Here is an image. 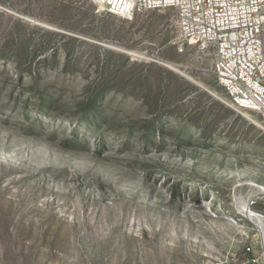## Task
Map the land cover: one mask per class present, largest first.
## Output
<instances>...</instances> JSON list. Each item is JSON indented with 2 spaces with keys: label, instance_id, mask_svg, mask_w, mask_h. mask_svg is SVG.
<instances>
[{
  "label": "rangeland",
  "instance_id": "1",
  "mask_svg": "<svg viewBox=\"0 0 264 264\" xmlns=\"http://www.w3.org/2000/svg\"><path fill=\"white\" fill-rule=\"evenodd\" d=\"M210 65L171 8L0 0V264H264V118Z\"/></svg>",
  "mask_w": 264,
  "mask_h": 264
},
{
  "label": "built area",
  "instance_id": "2",
  "mask_svg": "<svg viewBox=\"0 0 264 264\" xmlns=\"http://www.w3.org/2000/svg\"><path fill=\"white\" fill-rule=\"evenodd\" d=\"M89 1L123 19L173 9L178 37L209 56L210 72L228 96L227 104L264 118V0Z\"/></svg>",
  "mask_w": 264,
  "mask_h": 264
},
{
  "label": "trees",
  "instance_id": "3",
  "mask_svg": "<svg viewBox=\"0 0 264 264\" xmlns=\"http://www.w3.org/2000/svg\"><path fill=\"white\" fill-rule=\"evenodd\" d=\"M110 87L107 85V83L103 81H99L93 86V92L90 95L89 99L86 100L83 108L82 113L84 114V121L90 120L91 122H98L100 119H102V114L99 113L100 109H102L101 103H102V96L107 92V90ZM39 94H42V96H45L46 90L45 88H39L37 89ZM44 98V97H43ZM53 102V98H49L47 101H40L41 103H38L40 106H46V104H50V102ZM47 102V103H46ZM100 107H99V106ZM45 109V108H44ZM47 111V109H45Z\"/></svg>",
  "mask_w": 264,
  "mask_h": 264
},
{
  "label": "bare ground",
  "instance_id": "4",
  "mask_svg": "<svg viewBox=\"0 0 264 264\" xmlns=\"http://www.w3.org/2000/svg\"><path fill=\"white\" fill-rule=\"evenodd\" d=\"M38 23V22H37ZM41 23V22H40ZM39 23V24H40ZM43 25H45V24H43ZM46 26V25H45ZM50 27L49 28H51V29H53V28H56V27H54V26H52V25H49ZM47 27H48V25H47ZM126 50V49H125ZM127 52H131V53H133V54H135L134 53V51H132V50H126ZM138 54V53H137ZM142 56V55H141ZM138 58V57H137ZM142 58V57H141ZM167 66H169L171 69H174L175 71H177L178 73L181 71L179 68H177L176 66H174V65H172V64H170V63H165ZM198 83H200V82H198ZM201 84V83H200ZM243 210L245 211L244 213H246L247 215H248V217L249 218H251L252 220H254L256 223H257V225H259V224H261V222L263 221V219H262V217L258 214V213H255L254 211H252L251 210V208L249 207V206H245L244 205V208H243Z\"/></svg>",
  "mask_w": 264,
  "mask_h": 264
},
{
  "label": "water",
  "instance_id": "5",
  "mask_svg": "<svg viewBox=\"0 0 264 264\" xmlns=\"http://www.w3.org/2000/svg\"><path fill=\"white\" fill-rule=\"evenodd\" d=\"M36 24H38V25H40V26H43V27H46V28H48V29H51V28H49V27H47V26H45V25H43V24H39V23H36ZM52 30H55V31H57V32H62L63 33V31H61L60 29H57V28H53ZM101 44V43H100ZM102 46H105V47H109V48H113V47H110V46H107V45H105V44H101ZM114 49H116V48H114ZM120 50V49H119ZM120 51H123V52H125L126 54H128V55H131V56H135V54H133V53H131V52H127V51H125V50H120ZM164 66H166V67H168L169 69H171L169 66H167L166 64H163ZM173 65V64H172ZM199 85V84H198ZM199 86H201V85H199ZM202 87V86H201ZM205 90H207L206 88H205ZM208 91V90H207Z\"/></svg>",
  "mask_w": 264,
  "mask_h": 264
}]
</instances>
